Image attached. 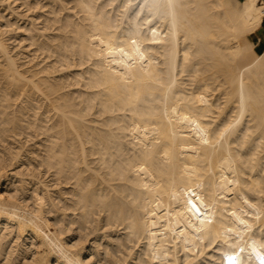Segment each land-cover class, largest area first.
Returning <instances> with one entry per match:
<instances>
[{
  "label": "bare ground",
  "instance_id": "1",
  "mask_svg": "<svg viewBox=\"0 0 264 264\" xmlns=\"http://www.w3.org/2000/svg\"><path fill=\"white\" fill-rule=\"evenodd\" d=\"M264 0H0V264H264Z\"/></svg>",
  "mask_w": 264,
  "mask_h": 264
},
{
  "label": "rangeland",
  "instance_id": "2",
  "mask_svg": "<svg viewBox=\"0 0 264 264\" xmlns=\"http://www.w3.org/2000/svg\"><path fill=\"white\" fill-rule=\"evenodd\" d=\"M263 29H264V27H263ZM263 29H261V31H260V33H259V36H260V38L263 40L264 39V30Z\"/></svg>",
  "mask_w": 264,
  "mask_h": 264
},
{
  "label": "crops",
  "instance_id": "3",
  "mask_svg": "<svg viewBox=\"0 0 264 264\" xmlns=\"http://www.w3.org/2000/svg\"><path fill=\"white\" fill-rule=\"evenodd\" d=\"M263 24H264V20H263V22H262V29H263ZM264 30V29H263Z\"/></svg>",
  "mask_w": 264,
  "mask_h": 264
},
{
  "label": "trees",
  "instance_id": "4",
  "mask_svg": "<svg viewBox=\"0 0 264 264\" xmlns=\"http://www.w3.org/2000/svg\"><path fill=\"white\" fill-rule=\"evenodd\" d=\"M263 27H264V24H263Z\"/></svg>",
  "mask_w": 264,
  "mask_h": 264
}]
</instances>
